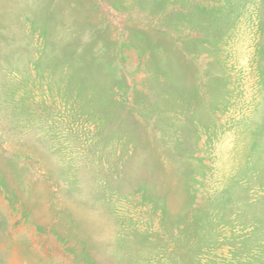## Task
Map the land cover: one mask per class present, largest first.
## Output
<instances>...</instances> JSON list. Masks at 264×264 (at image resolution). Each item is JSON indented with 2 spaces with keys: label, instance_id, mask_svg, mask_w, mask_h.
<instances>
[{
  "label": "rangeland",
  "instance_id": "374dc122",
  "mask_svg": "<svg viewBox=\"0 0 264 264\" xmlns=\"http://www.w3.org/2000/svg\"><path fill=\"white\" fill-rule=\"evenodd\" d=\"M0 264H264V0H0Z\"/></svg>",
  "mask_w": 264,
  "mask_h": 264
}]
</instances>
